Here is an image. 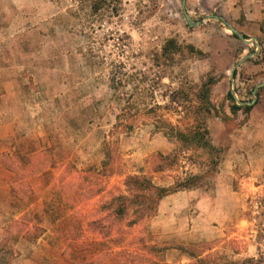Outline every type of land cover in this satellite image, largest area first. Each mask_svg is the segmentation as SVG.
Returning a JSON list of instances; mask_svg holds the SVG:
<instances>
[{
	"label": "rangeland",
	"instance_id": "rangeland-1",
	"mask_svg": "<svg viewBox=\"0 0 264 264\" xmlns=\"http://www.w3.org/2000/svg\"><path fill=\"white\" fill-rule=\"evenodd\" d=\"M92 1L0 0V264H73L72 258L77 264L72 250L93 259L99 236L86 223L102 217L97 210L103 202L124 193L126 176L150 177L168 187L186 174L200 177L197 188L164 197L152 218L124 230L125 240L138 249L139 241L162 249L142 252L151 264H188L174 248L191 244L210 249L204 256L218 264H264V90H257L249 113L231 114L226 97L229 72L245 50L243 55H255L235 70V91L239 101L252 100L264 72L250 69L264 63V45L246 46L213 21L188 27L181 0H103L96 12ZM186 10L192 21L203 17L196 7ZM169 39L183 51L158 68L153 59ZM118 61L127 72L148 70L142 85L158 88L143 100L147 107L164 106L177 87L190 93L213 77L214 111L206 127L216 152L178 156L174 141L146 117L130 133L113 130L119 105L109 74ZM221 79L226 80L217 85ZM103 141L117 149L109 177L97 176L110 172L101 167ZM159 155L178 160L154 172ZM18 178L26 182L20 190ZM31 226L41 228V236L20 233ZM111 249L119 259L120 248Z\"/></svg>",
	"mask_w": 264,
	"mask_h": 264
},
{
	"label": "trees",
	"instance_id": "trees-1",
	"mask_svg": "<svg viewBox=\"0 0 264 264\" xmlns=\"http://www.w3.org/2000/svg\"><path fill=\"white\" fill-rule=\"evenodd\" d=\"M104 2L103 0L92 1L90 6L92 11L96 12L101 9ZM232 37L237 39L234 35ZM185 49L190 54L198 53L192 46H186ZM182 51L183 47H180L174 39L167 40L161 49L160 55L155 56L153 59L155 62L157 61L155 66L159 68L160 65H164L166 62L173 63L174 58L179 56ZM161 60L164 63H160ZM125 66L123 61L112 63L109 74V89L113 92L112 96L119 105V113L115 117L116 124L113 130L120 129L126 134L130 133L136 128L137 122L141 118L146 117L158 133L174 141L177 145L178 156L187 152H216V149L211 144L209 131L206 127V119L214 111V107L210 101L212 87L216 84V80L213 77H208L200 85L190 88V93L185 92L184 87H177L169 92L170 95L167 97L168 103L164 106L153 103V107H147L145 105L146 103H143V100L152 99L155 91L154 88L157 89L158 86L156 84L153 86H148L147 84L142 85L149 78L148 70L136 72L132 68L133 71L127 72ZM235 76L236 72H234V78ZM260 90H264V88ZM166 96L164 97L166 98ZM226 97L231 104L230 112L233 115L240 110L249 113L252 109L250 106L239 107L230 94V91ZM167 113L177 117L174 121L175 123H171L165 117ZM114 144L112 146L107 141H103L102 143L104 160L101 162V167L105 171L108 168L110 172L106 175L101 170L97 173L98 177H109L114 174L111 169L117 150ZM177 160L176 155L167 157L159 155L158 163L155 165L153 171L161 172L170 169ZM199 179L200 177L198 175L186 174L183 178L177 179L173 185L160 187L150 177L137 175L126 176L124 179V193L113 195L108 201L103 202L97 210V214L102 217L92 219L86 223L87 230L95 232L99 236V239H96L97 247H99L97 256L93 259L85 257L77 264H101L108 253H111V248H120L118 264H151L148 257L143 256L142 252L145 251L147 254H152L162 249L157 250L154 246L143 245L140 241L138 244L141 248L138 249L132 243L125 240L124 237L126 234L124 230L130 229L152 218L155 215L160 201L164 197L179 191H188L197 188ZM83 180L84 182L86 181V179ZM25 183L21 178L15 180V185H18L16 188L19 190L21 186H26ZM12 224L14 225L15 222ZM42 232L41 228L33 226L26 227L24 232L20 231L24 237L34 239L41 236ZM105 246V251H101V247ZM174 249L185 254L191 260L188 264H218L214 256H204L205 251H209L210 249L204 248L202 245H179ZM71 262L76 264L74 263V258L71 259ZM240 264H258V261L244 259Z\"/></svg>",
	"mask_w": 264,
	"mask_h": 264
},
{
	"label": "crops",
	"instance_id": "crops-1",
	"mask_svg": "<svg viewBox=\"0 0 264 264\" xmlns=\"http://www.w3.org/2000/svg\"><path fill=\"white\" fill-rule=\"evenodd\" d=\"M186 6H191L192 8L196 7L203 13L202 19H200L198 21L203 20V22L205 24H207L210 21H213V22L219 23L222 26H225L223 23V21H224V22L228 23L231 27H233L237 32H239L244 37V39L245 38H247L246 40L256 39L258 42L259 48L261 47V45L262 46L264 45V40H263V36H264V0H185V10H186ZM181 8H182V6H181ZM186 12H187V10H186ZM206 17H218L221 20L220 19H214V18H210V19L206 20L205 19ZM194 22H197V21H194ZM200 25H198V26H200ZM190 28H193V27H190ZM244 45H246V44H244ZM246 46H248V45H246ZM255 46L257 47L256 44H255ZM243 52H245V50H240V54H239L240 59L247 55V54L243 55ZM234 65H233V67H234ZM250 70H251V72L262 73V72H264V63L258 65L256 67V69H250ZM225 80L226 79H221L217 85H222ZM227 80L229 81L228 77H227ZM262 83H264V82H262ZM54 166H55V164H54ZM87 170L88 169L83 170V171H87ZM52 171H54V169ZM80 173H81V171H78V173H76V174L80 175ZM45 174H47V172H44V174H42V175H45ZM53 182H54V180H53ZM187 193H191V191H189V192L188 191L176 192L174 194H171L165 200H167V199L171 200L177 196H180L181 194H187ZM60 225H61V223H60ZM53 233L55 236H57L59 239H61L60 236L62 233L57 231V229H56V231H53ZM64 239L66 240V243H67L66 247H67L71 243L72 240L70 239V237L65 238V236H64ZM66 247H65V249H66ZM64 252H65V250H64ZM76 255L79 256V258H77V259H80V260L85 258V257L86 258L88 257L86 251L84 253L80 252L79 254H76L74 252V250H72L70 257L71 256L74 257ZM115 255H116L115 251L111 252V254H109L107 259L104 262H102L101 264H107L108 260H110V259L113 260L114 264H118V258H116V260H115ZM68 259H70V258H68Z\"/></svg>",
	"mask_w": 264,
	"mask_h": 264
},
{
	"label": "water",
	"instance_id": "water-1",
	"mask_svg": "<svg viewBox=\"0 0 264 264\" xmlns=\"http://www.w3.org/2000/svg\"><path fill=\"white\" fill-rule=\"evenodd\" d=\"M181 6H182V12H183V15H184V18L188 24L189 27H195V26H198L200 25L203 20L201 21H197V22H194L190 19L189 15L187 14L186 10H185V0H181ZM210 18H214V19H220L218 17H206L205 19L208 20ZM221 20V19H220ZM224 25L229 29V31L231 32L232 35L236 36L239 41H241L242 43L246 44V45H252V44H256L257 45V48H259V45H258V42L256 39H250V40H246L244 39V37L239 33L237 32L233 27H231L228 23L224 22ZM255 55V53L253 54H247L246 56H244L243 58H241L235 65L234 67L231 69L230 73H229V81H230V84H231V90H230V94L232 95L233 99L235 100L236 104L238 106H253L255 103H256V100H257V90L259 88H264V83H260L258 85H256V87L254 88V90L252 91V100L250 102H242V101H239L236 97V91H235V82H234V72L235 70L242 64H244L249 58L253 57Z\"/></svg>",
	"mask_w": 264,
	"mask_h": 264
}]
</instances>
